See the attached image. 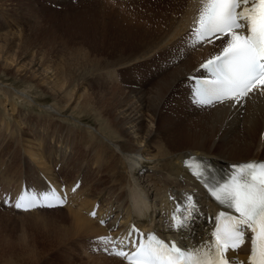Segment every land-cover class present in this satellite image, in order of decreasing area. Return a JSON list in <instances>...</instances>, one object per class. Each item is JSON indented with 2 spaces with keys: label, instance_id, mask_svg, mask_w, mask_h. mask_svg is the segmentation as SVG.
I'll return each instance as SVG.
<instances>
[{
  "label": "bare ground",
  "instance_id": "6f19581e",
  "mask_svg": "<svg viewBox=\"0 0 264 264\" xmlns=\"http://www.w3.org/2000/svg\"><path fill=\"white\" fill-rule=\"evenodd\" d=\"M6 1L0 0L3 14L8 11ZM149 1L131 30L123 35L118 47L121 56L106 66L100 65V79L94 82L97 90L79 92L92 82L79 79L80 88L77 83L81 81L57 79L55 70H43V66L39 68L43 79L22 75L26 79L19 81L28 83L22 92L0 84V96L5 97L0 99V152L11 157V164H0V191L16 195L24 182L42 189L49 181L66 185L71 198L62 209L27 213L10 209L9 213L29 219L22 230L55 239L58 246L72 249L71 253L79 243L85 245L87 254L90 249L98 250L97 256L87 255L89 261L79 264H126L103 251L116 231L112 223L100 226L98 219L90 217L93 211L100 219L114 213L116 219L122 217L121 223L126 226L138 223L163 231L167 227L168 197L183 187L189 189L193 183L183 167L189 156H205L220 166L264 161V90L252 91L240 102L214 108L201 107L192 97L188 76L204 77L199 65L225 44L219 41L197 48L189 45L188 34L199 8L209 0ZM23 32H5L0 38L19 39ZM136 44L141 47L135 55L124 53ZM165 54H169L164 58H168L167 72L157 82L150 84L142 79L133 85L126 83L130 89L127 91L107 85L104 79V72L114 65L124 63L133 70L137 63ZM6 55L5 48L0 50V68L10 70L13 63ZM182 85L186 92L174 94ZM120 92L127 94L119 96ZM17 100L23 103L19 106ZM98 103L105 104V112L96 109ZM48 104L60 116L45 106ZM29 106L32 108L27 109ZM35 108L41 114L34 113ZM101 113L107 118L104 127L98 122ZM78 180L79 189L71 190ZM112 199L121 202L118 210ZM160 213L162 217L157 219ZM76 250L81 251L78 247ZM246 252L243 249L238 256Z\"/></svg>",
  "mask_w": 264,
  "mask_h": 264
},
{
  "label": "rangeland",
  "instance_id": "374dc122",
  "mask_svg": "<svg viewBox=\"0 0 264 264\" xmlns=\"http://www.w3.org/2000/svg\"><path fill=\"white\" fill-rule=\"evenodd\" d=\"M5 3H9L7 4L8 11L4 14L0 11V37H3L5 32L24 31L19 39L11 38L7 41L0 38V50L5 48L8 52L5 58L7 57L13 63V68L10 70L0 68V84L8 86L15 92L18 90L22 92L25 86H28V83L23 85L19 81V79H26L22 76L25 73L26 77L38 76L43 79L42 74L44 73L42 69H39L41 66L43 70L52 72L55 70L57 79L81 81L77 83L80 88L82 80L79 79L92 82L84 85V89L79 92L97 90L94 82L100 79L99 75L102 71L100 65L106 66L121 56L118 47H121L123 43V35L131 30L138 16L150 5L149 0H8ZM150 11L151 9L146 12ZM137 45L128 48L124 53H136L141 47ZM158 58L163 62V57ZM159 63L160 61L156 58L150 62L137 63L133 69L135 72L127 66L124 67V63H122L123 67H119L122 64L114 65L112 66L114 68L111 67L104 72V79L108 80L107 85L118 86L129 91L130 89L124 84L136 83L142 79L151 82L150 84L159 81L163 76V72L157 67ZM14 68L21 72H16ZM73 87L78 92L76 84ZM105 90L108 94L111 93L109 88ZM34 92L40 93L38 90ZM126 94L120 92L119 96ZM0 99L4 100L5 97L0 96ZM17 102L19 106L23 103L21 100ZM49 104L45 106L52 113L60 116ZM30 108L32 106L27 107V109ZM96 109L105 112V104L98 103ZM164 109L166 111L167 107ZM37 111L38 109L33 110L34 113L41 114ZM103 115L101 113L102 118L100 117L98 121L99 124L101 122L102 127L107 122L106 116ZM146 120L149 121L148 118ZM214 140L215 143L218 142L217 139ZM2 153L5 154V152H0V164L7 162L11 164V157ZM5 195L6 193L0 195V199H5ZM1 204L2 202H0V264H33L35 260L37 261L35 264H70L73 262L79 264L89 261L88 256L90 255L97 256L92 249H90V254H87L84 250L85 245L82 243H79L77 247L83 253L76 250L77 247H74L71 253L72 249L66 250L65 246H58L55 239H47L31 230H25V232L21 226L29 219H20L16 214L9 213L8 207H1Z\"/></svg>",
  "mask_w": 264,
  "mask_h": 264
}]
</instances>
